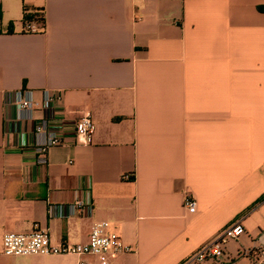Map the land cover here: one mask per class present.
<instances>
[{
    "label": "crops",
    "instance_id": "crops-1",
    "mask_svg": "<svg viewBox=\"0 0 264 264\" xmlns=\"http://www.w3.org/2000/svg\"><path fill=\"white\" fill-rule=\"evenodd\" d=\"M24 8L44 31L23 30ZM21 89L62 90L92 141L68 129L41 163ZM78 199L91 209L70 215ZM101 220L130 247L115 264H182L236 221L221 264H255L231 258L264 230V0H0V264L38 258L4 254L8 231L79 244Z\"/></svg>",
    "mask_w": 264,
    "mask_h": 264
},
{
    "label": "built area",
    "instance_id": "built-area-1",
    "mask_svg": "<svg viewBox=\"0 0 264 264\" xmlns=\"http://www.w3.org/2000/svg\"><path fill=\"white\" fill-rule=\"evenodd\" d=\"M44 29L45 25L37 20L34 14L31 19L24 21V31L41 32ZM11 104L17 108L20 119H35L33 133L36 147L41 153L39 157L41 163L47 161L45 154L50 147L65 142V133L68 129L73 131L78 143L88 144L93 139L95 123L90 113L82 114L71 121V125L67 124L69 111L64 105L63 92L60 89H44L41 102L36 100L33 90L21 89L15 92ZM39 104L47 110V114L35 118L33 111ZM184 206L190 213L196 211L197 200L194 195L188 193L184 197ZM90 209V203L83 199L69 204L70 215L87 213ZM243 233L245 229L240 221L231 223L211 241L200 247L187 261L219 258L224 253L226 243L230 239L239 238ZM2 250L9 256L74 254L77 256V264H115L114 257L129 251L130 247L123 243L122 237L116 230L109 228L107 221L101 220L93 223L88 238L83 243H57L45 229L35 226L30 232H6L2 239ZM239 252L243 257L253 259L255 264H264V230L251 247L241 248Z\"/></svg>",
    "mask_w": 264,
    "mask_h": 264
},
{
    "label": "rangeland",
    "instance_id": "rangeland-1",
    "mask_svg": "<svg viewBox=\"0 0 264 264\" xmlns=\"http://www.w3.org/2000/svg\"><path fill=\"white\" fill-rule=\"evenodd\" d=\"M230 242L228 243L229 247L234 246V244L236 242H234V240H229ZM231 243V244H230ZM45 257V258H44ZM236 257H243L242 253L238 251V253H235V256H233V258H231V260L233 261ZM46 259V260H45ZM57 258H51V257H47L43 254H38V258H34V257H30L28 258V260L24 263V264H71V260L68 258H61L59 262L56 261ZM221 258H213L211 260H206V261H197V260H189V261H184V263L182 264H221ZM47 261V262H46ZM231 261H229L228 263L230 264Z\"/></svg>",
    "mask_w": 264,
    "mask_h": 264
},
{
    "label": "trees",
    "instance_id": "trees-1",
    "mask_svg": "<svg viewBox=\"0 0 264 264\" xmlns=\"http://www.w3.org/2000/svg\"><path fill=\"white\" fill-rule=\"evenodd\" d=\"M33 14L37 17V20L41 21L44 25L46 24V18H45V13L44 9H33V10H28L27 8H24V13H23V20L31 19Z\"/></svg>",
    "mask_w": 264,
    "mask_h": 264
}]
</instances>
